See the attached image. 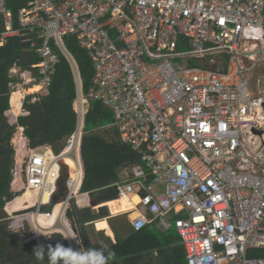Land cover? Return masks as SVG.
Here are the masks:
<instances>
[{"label":"built area","instance_id":"obj_1","mask_svg":"<svg viewBox=\"0 0 264 264\" xmlns=\"http://www.w3.org/2000/svg\"><path fill=\"white\" fill-rule=\"evenodd\" d=\"M0 15L1 43L20 36L40 58L32 68H10L20 108L26 97L33 102L48 93L60 53L75 78L76 128L59 152L30 147L19 125L11 138L23 142L12 141L10 190L38 195L23 204L34 208L29 218L41 245L60 233L71 249L66 264L76 263L80 240L66 213L73 204L92 207L81 191L80 149L89 104L100 102L145 170L134 166L115 183L109 201H125L128 209L112 213L109 201L94 209L106 206L134 230L154 220L162 230L174 227L186 264H264V256H249L264 249V86L254 84L264 71V0H28L18 8L17 27L0 0ZM67 36L92 63L87 89ZM68 161L75 167L71 183Z\"/></svg>","mask_w":264,"mask_h":264},{"label":"trees","instance_id":"obj_2","mask_svg":"<svg viewBox=\"0 0 264 264\" xmlns=\"http://www.w3.org/2000/svg\"><path fill=\"white\" fill-rule=\"evenodd\" d=\"M27 1L6 0L13 27H17L18 8ZM2 31L4 23L3 16L0 15V38ZM65 43L76 61L83 88L87 89L93 75L92 63L85 49L77 45L74 36H67ZM39 59L29 43L20 36H8L0 45V219L3 216L2 208L8 202L7 209L9 202L18 195L10 191L15 154L11 138L16 125L23 127L30 147L47 144L54 152L61 150L68 135L76 127L73 108L75 79L70 64L61 53L48 93L33 102L30 96L26 97L22 108L27 114L19 115L16 124L8 122L5 111L9 109L11 86L16 80L10 73V68L16 64L20 69H29ZM18 100L17 93L14 92V106ZM104 119L112 120L111 112L100 102H91L85 115L80 149L84 166L81 191L88 192L90 199L97 204L116 197L115 183L123 179L125 170L134 166L144 169L139 156L127 143L121 141L114 127L115 137L109 140L94 133L105 127ZM107 203L112 213L129 208L125 201ZM66 217L77 228L83 253L94 264H186L183 246L175 244L180 241L175 229L164 231L156 220L140 230H134L125 216H110L104 205L95 210L90 206L78 207L73 204L67 210ZM89 222L93 223L88 224ZM27 229L28 231L24 230L26 232H14L6 222H0V264H66L71 249L60 233H52L48 245H40L36 240L24 241V236L30 233L29 227ZM93 232L100 237V241L93 237ZM249 256H264V249H250Z\"/></svg>","mask_w":264,"mask_h":264},{"label":"rangeland","instance_id":"obj_3","mask_svg":"<svg viewBox=\"0 0 264 264\" xmlns=\"http://www.w3.org/2000/svg\"><path fill=\"white\" fill-rule=\"evenodd\" d=\"M262 66V65H261ZM260 71V70H259ZM254 80H255V82H254V84L258 87V88H262L263 86H264V71L262 72V71H260V72H258L256 75H255V77H254ZM14 93V89L12 90V92H11V96H12V94ZM9 118L7 117V120H8ZM9 122V121H8ZM103 123H105V127L106 128H102V129H99V130H96V131H94V133L95 134H99V135H101L103 138H105L106 140H109L110 138H112V137H115V133H116V131H113V125H112V120H110V119H104V121H103ZM13 143H14V145H16L15 143L16 142H18L19 140H16V138H14L13 140ZM11 191V190H10ZM19 191H21V190H19ZM22 194L24 193V190L21 192ZM89 195V194H88ZM90 197V196H89ZM15 199V198H14ZM12 201V200H11ZM8 203V202H7ZM6 206H7V204H5V207L4 208H6ZM9 208V207H8ZM8 208H7V210H8ZM93 209H94V207H92ZM98 209V208H97ZM97 209H95V210H97ZM11 211V210H10ZM29 213V212H28ZM1 214H3V216H1V219H0V222H6L7 224H8V227H9V229L11 230V231H14V232H18V231H23V232H26V231H28V227H29V230H30V233L29 234H27V236L25 235L24 236V241H30V240H32V239H36L37 240V242H38V244H42L41 242H42V240H43V237L40 235V234H33V231H32V229H33V227H32V225H31V223H30V220H28V219H26V218H23V217H20V218H17L16 216H18V215H20V214H25L23 211L22 212H20V213H18V214H16V215H8V213H4V212H1ZM21 216V215H20ZM107 220V219H106ZM58 226H60V224L58 223L57 224ZM91 225H89V227H90ZM27 227V228H26ZM92 227V226H91ZM71 229L75 232V233H77L78 234V232H77V228L74 226V225H71ZM92 229V228H91ZM175 228L174 227H172L171 228V230H174ZM24 230H26V231H24ZM31 233H32V235L34 236V237H32V235H31ZM93 237L94 238H96L98 241H100V237L95 233V232H93ZM79 240H80V238H78ZM78 253H79V255L81 256V258H82V260L86 263V264H90L89 262H88V258H87V256H85V254L83 253V245L81 244V241H80V245H78ZM71 254V253H70Z\"/></svg>","mask_w":264,"mask_h":264},{"label":"bare ground","instance_id":"obj_4","mask_svg":"<svg viewBox=\"0 0 264 264\" xmlns=\"http://www.w3.org/2000/svg\"><path fill=\"white\" fill-rule=\"evenodd\" d=\"M35 89V88H34ZM16 92H18V91H16ZM21 96V95H20ZM13 115V114H12ZM15 116V115H14ZM20 143H22L23 141H19ZM23 150H24V147L23 146H21V149H20V151L19 152H23ZM68 163H69V165H70V171H71V177H70V180H69V183H71L72 181H73V178H74V171H75V167H74V165H73V163L71 162V161H68ZM20 185H21V183H20ZM80 196H82V195H77V200H78V202L81 204V203H84V201H83V199L80 197ZM15 198V199H14ZM13 198V200L12 201H10L9 202V204H8V210L6 209V208H4L5 209V211L7 212V213H9V214H13L14 212H16V210L14 211L13 209H12V207H14V208H16V209H19V210H21V209H25V206H24V204H23V201L24 200H28V201H30L31 203L33 202V201H37V199H38V195L35 193V192H33V191H31L30 189H27V190H25V192L22 194H20L19 196H16V197H14ZM42 200L44 201V202H46L47 200H48V195L47 194H44L43 196H42ZM133 201L135 202V201H137V197H134L133 198ZM7 204V203H6ZM58 207L59 206H56L55 207V214L57 213V210H58ZM11 210V211H10ZM21 215V216H20ZM20 215H18V216H16L17 218H20V217H23V218H26V219H28V220H30V218H29V216H30V213L29 214H20ZM135 215V213H133V215L132 216H134ZM33 221L35 222V217H33ZM37 221L39 222V223H41V224H46L47 223V221L43 218V217H38V219H37ZM67 230L68 231H70L71 232V230L69 229V228H67ZM80 242V241H79ZM73 258H74V260H75V264H86L83 260H82V258H81V256L79 255V253H78V251H77V249H76V247H73ZM91 264V263H90Z\"/></svg>","mask_w":264,"mask_h":264},{"label":"crops","instance_id":"obj_5","mask_svg":"<svg viewBox=\"0 0 264 264\" xmlns=\"http://www.w3.org/2000/svg\"><path fill=\"white\" fill-rule=\"evenodd\" d=\"M2 43H1V41H0V45H1ZM76 62V61H75ZM14 76V75H13ZM74 76V75H73ZM16 77V76H15ZM75 79V78H74ZM81 79V78H80ZM18 79H17V77H16V80L12 83V86L14 85V83L17 81ZM82 81V80H81ZM11 86V87H12ZM17 93V97L18 98H20V93L19 92H16ZM12 96H13V94H12ZM12 96H11V106H12V108H11V110L9 111V110H7L6 112H5V115H6V117H8L9 119H8V121L9 122H11L12 120H14V118H15V116H19V115H25V114H23V112H24V110H23V108H22V105H21V108H20V100H18L17 102L18 103H16V106H14L13 105V103H12ZM76 97V96H75ZM75 99V98H74ZM90 105V104H89ZM22 112H21V111ZM13 114V115H12ZM15 115V116H14ZM17 117L15 118L16 120H17ZM77 117V116H76ZM76 120H77V118H76ZM84 124H85V119H84ZM76 128V127H75ZM104 128H106V127H104ZM74 131V130H73ZM72 131V132H73ZM69 136V135H68ZM26 140H27V138H26ZM28 141V140H27ZM29 146H30V144H29ZM40 146H48V147H50L49 145H47V144H45V145H40ZM51 148V147H50ZM52 149V148H51ZM53 150V149H52ZM80 155H81V150H80ZM82 199H83V201H84V203L85 202H87V199H86V195H82V196H80ZM12 209L15 211H20L19 209H16V208H14V207H12ZM108 222V221H107ZM149 224H152V222L151 223H149ZM165 231V230H164ZM174 231V230H173ZM114 237V236H113ZM114 242H115V239H114ZM113 242V243H114ZM178 243H180L179 241L177 242H175V244H177V245H180V244H178ZM255 257V256H254Z\"/></svg>","mask_w":264,"mask_h":264},{"label":"water","instance_id":"obj_6","mask_svg":"<svg viewBox=\"0 0 264 264\" xmlns=\"http://www.w3.org/2000/svg\"><path fill=\"white\" fill-rule=\"evenodd\" d=\"M66 176H67V170H66V168L63 170V175H62V177H61V179H60V185H61V190H66V187H65V178H66ZM58 199L56 198V197H53L52 198V202H55V201H57ZM90 205L92 206V207H96L98 204L96 203V201L95 200H93V199H91V201H90ZM34 208L33 207H29V208H25V209H23V210H20V211H16V212H14L13 213V215H16V214H18V213H20V212H24V213H28V212H31L32 210H33ZM2 212H6L5 211V209H4V207L2 208ZM93 223V222H92ZM88 258V262L89 263H91V264H94L93 263V261H92V259L90 258V257H87Z\"/></svg>","mask_w":264,"mask_h":264},{"label":"clouds","instance_id":"obj_7","mask_svg":"<svg viewBox=\"0 0 264 264\" xmlns=\"http://www.w3.org/2000/svg\"><path fill=\"white\" fill-rule=\"evenodd\" d=\"M21 194V192H19L18 193V195L17 196H19ZM15 197H16V195H15ZM23 210V209H22ZM7 213V212H6ZM27 214V213H26ZM8 215H9V213H8ZM13 215V214H12ZM106 219V218H105ZM92 224V223H91ZM94 263V262H93Z\"/></svg>","mask_w":264,"mask_h":264}]
</instances>
